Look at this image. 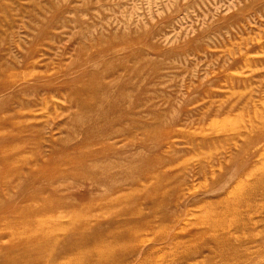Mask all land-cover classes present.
<instances>
[{
    "label": "rangeland",
    "instance_id": "rangeland-1",
    "mask_svg": "<svg viewBox=\"0 0 264 264\" xmlns=\"http://www.w3.org/2000/svg\"><path fill=\"white\" fill-rule=\"evenodd\" d=\"M0 264H264V0H0Z\"/></svg>",
    "mask_w": 264,
    "mask_h": 264
}]
</instances>
